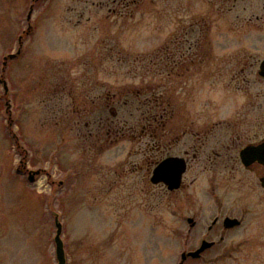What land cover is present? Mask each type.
<instances>
[{"label": "rangeland", "instance_id": "374dc122", "mask_svg": "<svg viewBox=\"0 0 264 264\" xmlns=\"http://www.w3.org/2000/svg\"><path fill=\"white\" fill-rule=\"evenodd\" d=\"M253 1L245 11L242 0H0V264H57L56 215L66 264H180L204 239L216 243L184 264H264L256 179L194 161L187 186L166 193L133 167L145 148L136 130L162 97L181 129L192 117L206 127L210 101L214 119L235 106L228 81L254 49H238L234 33L264 15ZM109 117L115 131L94 142ZM225 216L241 224L225 228Z\"/></svg>", "mask_w": 264, "mask_h": 264}, {"label": "flooded vegetation", "instance_id": "af4514ba", "mask_svg": "<svg viewBox=\"0 0 264 264\" xmlns=\"http://www.w3.org/2000/svg\"><path fill=\"white\" fill-rule=\"evenodd\" d=\"M242 2H246L245 11H252L255 5L253 0H242ZM258 2L264 8V0ZM251 16L255 17L257 22L254 24L257 26H242L234 33L237 36L238 49L244 51L243 48L250 46L254 49L249 54L245 51L239 53L236 63L239 72L228 81L229 87L238 90V92H230L233 94L232 105L235 106L227 108L224 116L214 119L211 115H214V111L217 114L216 107L219 106L216 102L210 101L209 106L206 107L208 109H206L208 111L206 127L200 128L197 118L192 117L187 122L182 121L185 126L181 129L178 107L171 105L169 99L165 100L162 97L157 107V114L154 113L155 118L141 124V128L136 130L140 131L138 136L142 138L145 148L142 151L144 157L142 164H133V167L146 170L149 183L153 187H159L166 193H175L184 189L187 186V172L192 168L193 162L197 161L204 162L206 169L214 174H226V177L239 179L243 184L247 183L246 178L252 177L257 180V185L264 189V15L251 13ZM252 22L253 18H250L245 23L249 25ZM229 29L234 31V28ZM192 69L189 65L188 70ZM112 103H116V99L113 98L108 104L112 116L116 117L118 109L116 104ZM115 123L114 119L108 120V123L99 122L98 130L91 134L94 142L102 140L101 128L114 132L112 126H116ZM131 130L129 129L127 131L129 133L126 132L125 135H129ZM185 135L190 136L189 144L180 150L179 142ZM144 137H149L150 140H144ZM169 159L178 160L185 168L181 185L177 189H170L164 181L152 180L156 167ZM252 187L250 185V188ZM218 222L217 216V222L210 225L209 230H214Z\"/></svg>", "mask_w": 264, "mask_h": 264}, {"label": "water", "instance_id": "95a60500", "mask_svg": "<svg viewBox=\"0 0 264 264\" xmlns=\"http://www.w3.org/2000/svg\"><path fill=\"white\" fill-rule=\"evenodd\" d=\"M15 56L16 54H11L9 57L13 58ZM5 89L7 92L8 87L6 82H5ZM184 169L185 168L183 163H179V161L176 159H169L167 161H164L159 166H157V168L154 171L152 180L154 182L164 181L166 184H168L170 189L179 188L181 185L182 173ZM38 173L39 171H31L29 179L33 181ZM193 221L194 218H189V222L193 223ZM216 221L217 220H215L214 223ZM239 224H240V220L238 218L226 217V219L224 220V226L226 228H231ZM56 226H57V233L55 236V242H56V256L58 260L57 264H66L67 263L66 251H65L64 241L61 236L63 231V226L57 215H56ZM214 243H215L214 241H208L206 239L203 240L201 246L197 250L189 253L184 252L182 254V260L180 264H184V261L188 258V256H191L193 258L200 257L202 252L205 251L207 248L212 247Z\"/></svg>", "mask_w": 264, "mask_h": 264}]
</instances>
